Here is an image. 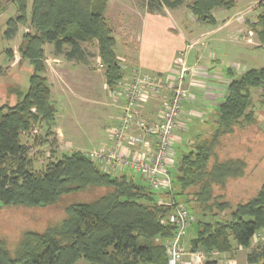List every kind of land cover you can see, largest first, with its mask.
Returning a JSON list of instances; mask_svg holds the SVG:
<instances>
[{"label":"trees","instance_id":"trees-1","mask_svg":"<svg viewBox=\"0 0 264 264\" xmlns=\"http://www.w3.org/2000/svg\"><path fill=\"white\" fill-rule=\"evenodd\" d=\"M28 1L11 0L17 15L6 21L4 31L11 39L18 24H28L32 32L23 34L18 53L20 60L32 67V73L25 91L9 90L15 103L0 106V206H51L65 196L82 193L87 198L72 200L65 208V217L42 232L23 233L12 249L0 243V264H76L79 260L89 264H168L163 242L175 230L168 216L174 205H184L175 201V194L192 209L203 211V219L210 215L211 221H197L196 236L188 244L190 252L204 253L203 264H217L212 253L231 254L237 248L248 250V264H264L263 250L253 246L257 236L264 234V184L234 207L221 201L222 196H216L214 190H224L228 180L245 174L243 160L219 159L215 150L220 139L233 134L235 128L256 123V106L264 108V67L229 75L225 97L216 108L214 129L190 143L193 147L180 156L170 194L174 204L161 205L157 199L167 198V194H156L125 175L107 174L88 154L78 151L54 159L55 150L50 149V159L43 168L33 167L21 137L37 124L51 126L57 112L42 75L44 45H53L57 55L72 61L83 59L80 44L95 43L108 90L119 88L124 73L115 53L113 28L104 17L108 0H30L29 8ZM256 1L264 9V0ZM146 3L149 12L160 14L163 9H176L183 1ZM235 6L236 0H192L187 9L195 22L215 25L213 10ZM5 10L0 0V15ZM252 26L259 46L264 48V13ZM65 46L68 51H64ZM254 90H260L256 100ZM51 133L48 128L47 134ZM46 140V136L37 137L35 144L41 146ZM214 210H228V218L216 219Z\"/></svg>","mask_w":264,"mask_h":264},{"label":"rangeland","instance_id":"rangeland-1","mask_svg":"<svg viewBox=\"0 0 264 264\" xmlns=\"http://www.w3.org/2000/svg\"><path fill=\"white\" fill-rule=\"evenodd\" d=\"M2 1L6 5V10L0 15V106L15 103V97L9 93V90L21 89L25 91L28 88V78L32 73V67L27 61H21L18 53L23 34L32 31L28 29L27 23L18 24L15 36L7 39L4 36L6 21L10 18H16L17 12L11 0ZM182 1V5L176 9H163L160 14H169L176 17V24L188 22L190 12L187 5L192 0ZM30 2L29 0L28 8ZM147 11L149 12V7L146 0H108L104 17L113 28L115 47L117 46L115 53L117 57L121 58V61L118 59L122 67L127 64L124 59L129 60L130 55L136 49L140 32V16ZM223 11L226 16L233 18L232 21L237 26V33L231 35V39L228 40L226 30L220 41H225V45L235 46L237 43L238 47L234 49L235 52L243 49L250 52L256 51L253 48H244L242 43L244 42L250 46L259 44L255 31L252 29L253 21L256 20L259 14L264 13V9L258 6V1L237 0V6L234 9ZM219 16H217V19ZM213 26L206 24L202 26V29H209ZM231 40L234 42H230ZM213 44L217 46V43L213 42ZM80 45L84 53L83 59L72 61H68L63 55H57L51 44H45L43 47L42 63L45 69L42 75L47 80L51 91V100L57 112L51 126H46L45 123L37 124L29 133L23 134L21 137V142L29 149L33 167L37 170L43 168L50 159V149L55 150L54 159L75 151L85 154L84 152L92 148L90 142L93 139L95 140L99 135H102L104 129L105 133L109 135L114 127V125H110L104 108L113 107L117 109L116 107L119 104L117 97L121 96L112 91L115 89L108 90L106 87L104 68L97 56L95 43L91 46ZM63 49L64 51L69 50L67 46ZM9 52L11 55L8 54ZM261 56L264 58V52L261 53ZM248 58L243 57V61L236 59L233 64L238 65V67L239 65H245L248 69L264 66L261 61L255 62L252 60V56ZM237 61L239 64H237ZM122 67L121 69L125 73ZM233 68L236 69V67ZM128 79L130 80V76ZM200 84L198 85L200 86ZM185 86H187L186 83ZM259 92L260 90L252 92L254 100H256ZM205 113L203 120L206 123L198 124L197 127H192L190 130L189 134L193 138L192 141L198 140L214 129L212 119H216V114H213L210 109H206ZM255 114V124L243 129L235 128L233 134L220 139L215 150L216 157L219 159H241L246 163L243 177L228 180L224 190L214 189L215 195H221L220 200L228 202L232 207L239 202L247 201L264 184V108L256 106ZM48 128L52 131L51 134H47ZM45 136L47 140L41 146H37L35 138H44ZM190 139L186 135L184 142L188 143L187 140ZM192 147L193 144L191 146L184 144L174 150L175 166L171 173L172 179L176 174L175 167L178 159ZM173 192L175 191L173 190ZM167 196L170 195L167 194ZM85 198H87L86 193L77 196H65L54 205L36 208L0 206V243L12 249L23 233L27 231L42 232L47 227L60 222L65 217V208L72 200ZM174 198L175 201L183 203L193 215L191 216L192 224H190L183 238L184 244L188 245L190 240L196 236L197 221L203 219L205 213L201 210L192 209L189 204L183 202L182 197L179 195L175 194ZM214 213L217 214L216 219L224 221L228 218L229 211L214 210ZM209 216L207 214L203 220L211 221L208 218ZM256 240L258 242L253 246L259 245L264 252V234H261ZM184 248L185 250L188 249L187 247ZM76 264L89 263L79 260Z\"/></svg>","mask_w":264,"mask_h":264},{"label":"crops","instance_id":"crops-1","mask_svg":"<svg viewBox=\"0 0 264 264\" xmlns=\"http://www.w3.org/2000/svg\"><path fill=\"white\" fill-rule=\"evenodd\" d=\"M223 12V9L213 10L212 16L215 25L209 27V29H202V26L206 24L195 22L191 14L188 22L176 24L177 18L169 14L143 12L140 16V32L136 49L130 55L129 60L124 59V61H127V66L122 67L120 65L125 70L122 81L129 80L132 71H139L161 79H169L176 57L181 55L184 59L189 71L186 77L188 98L183 105V112L174 133L175 149L184 144L189 146L190 143L195 141H192L193 138L189 134L190 130L192 127H197L198 124L205 122L203 119L206 115V109H210L213 114H216L217 105L225 97L230 79L229 75H240L248 69L245 65L235 66L233 63L236 62V59L243 61V57L249 59L248 57L252 56L251 59L255 62L261 61V63H264V58L261 56L264 48H261L259 44H255L254 47L243 42L242 46L244 48H253L256 51L250 52L243 49L235 52L234 49L238 47L237 43V46L225 45V41H220L226 30L228 40L231 39V35L237 33V26L232 21L233 18L226 16ZM217 16H219L218 19ZM213 42L217 43V46ZM230 42L234 41L231 40ZM116 51L117 46L115 47ZM119 59L121 61V58ZM237 64H239L238 61ZM233 67H236V69ZM195 81L202 85L199 86ZM112 91L117 94L119 88ZM168 97L169 94L164 93L158 98L143 101L138 109L141 117L149 121L156 120ZM117 99L119 101L117 109L113 107L104 108L110 125H114V127L119 123L120 107L123 104L121 97H117ZM104 130L102 135L90 142L92 148L84 152L85 154L108 144V135ZM186 135L191 138L187 140L188 143L184 142ZM132 149L137 152L141 150V147L134 146ZM174 166L175 164L169 169L170 174L174 170ZM123 175L132 178L136 183L143 184L140 175L131 169L118 170L113 176ZM166 199H169V197L164 200ZM183 245L188 248L184 241ZM247 253L248 250L237 248L231 254H212V258L217 261V264H248L246 261Z\"/></svg>","mask_w":264,"mask_h":264},{"label":"built area","instance_id":"built-area-1","mask_svg":"<svg viewBox=\"0 0 264 264\" xmlns=\"http://www.w3.org/2000/svg\"><path fill=\"white\" fill-rule=\"evenodd\" d=\"M188 72L181 55L176 58L169 79L132 71L130 80L119 85L118 95L122 97L123 104L118 125L111 129L108 144L87 153L88 158L112 176L118 170L131 169L140 175L143 185L150 191L170 195L173 185L169 169L175 164L174 133L188 98L185 86ZM164 93H168L169 97L159 117L152 121L141 117L138 110L141 103ZM134 146L141 147V150L134 152ZM164 199L160 197L157 202L168 206L174 204L171 195L169 199ZM168 221L175 229L173 236L163 242L168 264H203V252H190L183 245V237L191 224L186 207L174 205Z\"/></svg>","mask_w":264,"mask_h":264}]
</instances>
